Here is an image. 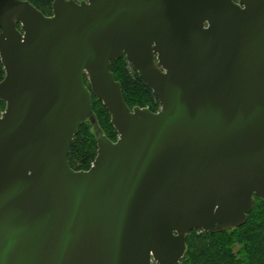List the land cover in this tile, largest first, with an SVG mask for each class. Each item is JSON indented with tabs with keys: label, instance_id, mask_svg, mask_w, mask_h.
<instances>
[{
	"label": "water",
	"instance_id": "1",
	"mask_svg": "<svg viewBox=\"0 0 264 264\" xmlns=\"http://www.w3.org/2000/svg\"><path fill=\"white\" fill-rule=\"evenodd\" d=\"M0 0V264H178L264 200V0ZM126 56L158 112L131 109ZM86 77L90 87L86 84ZM93 96L89 170L69 163Z\"/></svg>",
	"mask_w": 264,
	"mask_h": 264
},
{
	"label": "trees",
	"instance_id": "2",
	"mask_svg": "<svg viewBox=\"0 0 264 264\" xmlns=\"http://www.w3.org/2000/svg\"><path fill=\"white\" fill-rule=\"evenodd\" d=\"M28 1L46 15H52L54 0ZM110 68L116 79L121 82L125 100L131 109L139 106L148 107L153 112L160 110L159 99L125 55L111 62ZM5 75L0 57V82ZM86 84L90 87L88 77ZM5 107L6 103L0 100V112L5 110ZM93 111L95 123L90 119L84 121L73 141L69 163L74 170H89L92 167L98 152V129L111 140H118V132L112 124L109 111L95 96ZM255 200L256 204L243 226L230 230H193L189 233L186 255L178 264H264V200L257 196Z\"/></svg>",
	"mask_w": 264,
	"mask_h": 264
},
{
	"label": "rangeland",
	"instance_id": "3",
	"mask_svg": "<svg viewBox=\"0 0 264 264\" xmlns=\"http://www.w3.org/2000/svg\"><path fill=\"white\" fill-rule=\"evenodd\" d=\"M236 1H238V0H236ZM53 10V9H52ZM52 14H53V11H52ZM129 60V59H128ZM130 62V61H129ZM131 63V62H130ZM132 65V64H131ZM133 66V65H132ZM88 81H89V79H88ZM89 84H90V82H89ZM160 102V101H159ZM6 106H7V104H6ZM105 106V105H104ZM161 107H162V105H161V103H160V109H161ZM5 110H6V107H5ZM5 110H3V111H1L0 112V116L4 113V111ZM95 128H97V126L95 127ZM118 132V131H117ZM119 133H118V138H119ZM97 144H98V142H97ZM98 153V152H97ZM93 165V164H92Z\"/></svg>",
	"mask_w": 264,
	"mask_h": 264
}]
</instances>
